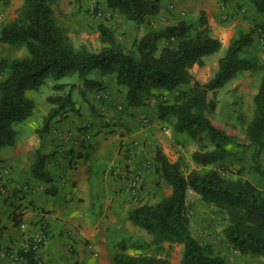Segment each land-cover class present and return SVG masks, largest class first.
Listing matches in <instances>:
<instances>
[{
	"label": "trees",
	"instance_id": "16d2710c",
	"mask_svg": "<svg viewBox=\"0 0 264 264\" xmlns=\"http://www.w3.org/2000/svg\"><path fill=\"white\" fill-rule=\"evenodd\" d=\"M56 0H23L21 9L11 22L0 29V41L12 47L24 46L26 54L1 62L7 68L0 80V149L16 143L14 123L29 117L35 107L29 91L37 89L46 79L55 81L77 75L84 86L96 88L100 79L88 78L97 71L101 76L113 75L118 86H124L125 102L136 107L145 104L156 90L173 92L171 99L155 103L158 116L173 113V127L191 137L206 133L213 140L227 137L223 128L212 119L216 99L208 92L215 91L234 78L239 71L255 68V62L241 57L240 52L252 42V32L239 30L231 38L224 53L218 58L217 68L205 82L196 80L189 68L203 63V56L221 48V41L210 32L207 18L200 11L195 21L179 20L149 28L130 47L123 46L112 30L100 23L102 46L91 50L82 44L75 47L64 29L56 22L53 5ZM255 10L264 16V0H251ZM108 8L116 10L139 26L160 10L159 0H106ZM167 40L166 44H159ZM264 71V60L260 64ZM63 84L55 83L58 88ZM185 84L187 88L179 89ZM84 91H81L83 93ZM101 97L100 99H102ZM99 99V100H100ZM51 104L35 128L41 137L48 132L55 118L62 115L68 105L74 108L70 91L49 94ZM255 111L245 130V143L252 146V158L264 176L259 155L264 149V74L253 97ZM231 154L220 142L206 150L196 149L191 159L198 165H208ZM156 170L171 186V192L154 203L133 206L128 218L153 236L155 241L178 242L182 254L178 262L148 254H128L123 250L112 256L114 264H228L215 253L212 245L201 243L191 232L185 212L187 190L196 192L205 203L221 208L227 214L224 229L228 243L242 254L259 255L264 259V193L247 179H229L215 169H192L184 174L177 161H171L160 145L154 147ZM35 178L51 183L52 178L44 166V154L37 149L31 168ZM50 185V184H49ZM54 193L50 185L44 188ZM23 256L33 259L28 249Z\"/></svg>",
	"mask_w": 264,
	"mask_h": 264
},
{
	"label": "rangeland",
	"instance_id": "374dc122",
	"mask_svg": "<svg viewBox=\"0 0 264 264\" xmlns=\"http://www.w3.org/2000/svg\"><path fill=\"white\" fill-rule=\"evenodd\" d=\"M22 2L23 0H0V29L3 25L11 22L15 17H17L21 9ZM8 5L13 6V10L15 12V17L11 20L5 19V12ZM220 5L222 10L220 17L223 21H226L228 17L231 16L227 11V2L224 1ZM237 6L238 7L234 9V13H240L244 19H249V17L252 19L249 20L247 27H234L231 38L239 30L252 32V42L244 48L239 55L241 57L252 59L255 62L256 67L253 69L239 71L234 78L225 82L223 86L219 87L215 91V93H212V91L208 92L209 98L216 99V108L213 112L212 119L215 124L218 127L223 128L227 134V137L224 140L217 141L229 150L231 154L224 159L217 160L216 162L205 166L198 165L193 162L191 159V153L194 150L211 149L215 147L217 141L213 140L206 133L197 137H191L185 132H177L173 127V123L176 119V116L173 113L166 114L164 118H160L158 116L155 103L159 100L171 99L172 95L178 89L173 92L156 90L153 94L147 97L144 105L136 106L142 107L144 110V112L138 115V118L136 119V128L143 129L144 127H149L154 124V127H156L157 130L168 134L170 144L168 154L166 155L169 160L177 161L179 163V167L184 174H187L192 169H215L219 171L222 176L229 179H247L264 193V176L259 172L252 158L253 147L244 144L246 126L253 117L255 111L253 97L264 74V71L260 67V64L264 60V16L255 10L251 0H246V3ZM188 11L189 9H183L180 11L179 15H175L176 17L174 18H167V22L162 24V19L156 21L153 19L154 17L150 16L145 22L137 26L120 12L108 8L106 0H56L53 5L55 20L64 29L73 45L78 47L84 44L91 50H98L102 46L98 31V25L100 23H103L112 30L115 39L120 44L130 47L135 38H139L151 27H159L160 25L162 26L167 23H174L179 20L195 21L199 16V10L192 9L191 12ZM211 31L212 30L210 29V32ZM211 34L215 36L213 32H211ZM167 42V40H163L159 44H166ZM26 53L27 52L24 46L12 47L11 45L0 41V64L4 60L20 57ZM223 53L224 49L220 48L213 53L204 55L203 63L193 64L189 68L190 73L195 78V76L201 72L202 79H195L201 83L205 82V80H208L214 73L218 58ZM6 72L7 68H2V66H0V80L5 76ZM96 73L98 72L94 70L90 72L87 77L96 78ZM105 77H110V80H113V82L107 87L113 88L117 85L114 81L113 75H104L103 78ZM84 82V79L78 77L77 75L65 76L57 81L48 78L37 89L29 91V95L34 99L35 107L29 117L21 122L14 123L13 126L16 130V140H21L34 132L36 133V126L41 124L43 116L51 106V104L46 100V97L49 94H64L70 91L71 97L74 101V108L67 105V108L63 111L62 115L68 113L73 114L74 116L77 114V116H80L81 113L85 118L88 117L86 119H91V117H93V111L97 108L94 102L99 101L97 94H99L100 91L96 88L85 87ZM55 83L65 84L61 87L55 88ZM119 87L124 91L126 89L124 86ZM183 88H187V85L182 84L179 86V89ZM81 91L84 92L81 93ZM58 117H56L55 120H57ZM92 124V122L88 121L86 124L82 125L84 127H73V130L84 131V138L89 140L92 137ZM109 132L112 133L115 131L112 130ZM131 140V144H126V147L123 149L122 155L124 163L122 167L118 166L111 169V175L119 179V175H116L114 172L121 171L119 170L121 168L122 171L131 170L130 172H140L138 187L133 191H125L130 193L134 206L145 202H157L162 196L169 194L171 186L161 178L156 170L154 148L153 151L150 152V155L145 156L143 165L135 166L133 164L135 162L134 158L136 156L135 150L137 146L142 145L146 149L147 145L144 146V143L146 142H141L139 139ZM157 144L158 143L155 145ZM129 147L133 149L131 156L126 153L127 148ZM10 148L11 146H4L0 149V152L3 150L7 151ZM259 159L261 162V168L264 169V149L261 151ZM145 173L153 175V181L159 188L152 193H147L149 198H145V195H143V197L140 196L141 182ZM6 181L8 182L6 183ZM9 181L8 171L6 175H4L2 171V174L0 175V195L4 194L1 191L2 188L6 189V191L11 189V191H14L15 193L18 191L17 188L19 187H8ZM36 186L37 187H34L35 189L44 190V185ZM28 187H30L29 184ZM28 187L23 188L22 186L20 192L26 191ZM185 212L189 219L192 234L201 243H208L212 245L215 253L222 256L228 264H264V259L261 256L242 254L228 243L224 234V229L227 225L228 219L227 214L221 208L203 202L196 192L188 190L185 198ZM127 219L129 220L128 216ZM21 223L23 222L19 221L18 228L25 231L26 224L24 223V227H21ZM131 224L135 226V229L128 232L130 236L121 237L124 239V242L114 245L115 252L123 250L126 253L133 255H156L158 257L168 258L173 262L180 260L182 254V245L180 243L155 241L153 236L146 230L133 222H131ZM39 228V232L43 230L44 234L46 233L47 226L45 223H42ZM43 243L44 242L41 243V247ZM83 246L85 247L83 248L84 252L88 255H92L94 262H97L99 254L93 243L85 241ZM66 250L70 253L69 255L73 256L69 264H86L84 260L80 261L77 259L78 251L72 245H67ZM113 254L114 253H112L110 249L105 258L106 261L101 262V264H114L112 261ZM35 263L42 264L41 251L40 263L36 260Z\"/></svg>",
	"mask_w": 264,
	"mask_h": 264
},
{
	"label": "crops",
	"instance_id": "0c3cea01",
	"mask_svg": "<svg viewBox=\"0 0 264 264\" xmlns=\"http://www.w3.org/2000/svg\"><path fill=\"white\" fill-rule=\"evenodd\" d=\"M224 1L231 15L226 21L220 17V4ZM243 3L246 0H159L160 10L152 17L156 21L162 19V24L167 22V18L179 15L183 9H189L188 12L198 9L205 13L211 32L220 39L221 49L225 51L234 27H247L252 19H244L240 13H234L237 5ZM14 17L13 6L8 5L5 19ZM96 74V78L102 81L96 89L106 91L108 95L94 102L97 108L91 119H86L88 117L81 113L80 116L61 115L41 137L34 132L16 140L6 152H0V175L2 171H8V187H19L16 193L8 189L0 195V264H36L23 254L30 248L32 237L39 232L42 223L47 226L40 249L42 264H69L73 256L66 250L67 245L78 251V260H84L86 264H101L106 261L110 249L115 253V244L124 242L121 237L130 236L128 232L135 229L127 219L134 202L120 179L111 175V169L122 167V152L126 144H131V139H139L146 142L144 146L147 145L146 149L142 145L137 146L135 166L143 165L145 156L150 155L156 143L168 154V134L157 130L154 124L136 128V119L144 112L143 108L128 106L125 91L118 85L107 87L113 80ZM201 77V72L195 76L196 79ZM88 121L93 123L89 140L84 138L81 130H77L75 141L67 137L74 131L73 127H84L82 125ZM112 130L115 132L110 133ZM37 149L44 154V166L52 178L51 183L33 175L31 168ZM49 184L55 190L53 194L34 188L36 185H44L45 188ZM24 185H27V190L20 192ZM140 189V196L145 195V198H149L147 193L159 189L152 174H144ZM19 221L26 224L25 231L18 228ZM85 241L96 247L99 254L97 262L84 252Z\"/></svg>",
	"mask_w": 264,
	"mask_h": 264
},
{
	"label": "built area",
	"instance_id": "2783aa9c",
	"mask_svg": "<svg viewBox=\"0 0 264 264\" xmlns=\"http://www.w3.org/2000/svg\"><path fill=\"white\" fill-rule=\"evenodd\" d=\"M108 95V93L106 91L104 92H100L99 94H97V98H101V97H106ZM77 136V130L75 131H71L67 134V137L69 138H72V140H76ZM132 147V146H131ZM129 147L127 148V151L126 153L131 156L132 153H133V149ZM131 170L129 171H115L114 173L116 175H119V179L121 180V182H123L124 184V188L125 190L129 191V190H135L138 185H139V181H140V172L138 171H132L130 172ZM4 175H6V172L4 173ZM8 181H6L7 183ZM22 187V186H21ZM20 187V189H21ZM27 185L23 186V188H26ZM13 189H16V188H13ZM18 189V188H17ZM19 190V189H18ZM191 190V189H189ZM2 193H6V189L2 188L1 189ZM188 191V190H187ZM21 227H24V223H21L20 224ZM46 234V233H45ZM45 234L43 232V230H41L38 234L34 235L32 237V240H31V244H30V249L32 250L33 252V258L40 263V248H41V243L43 242L44 238H45ZM24 250L26 251L27 248H24ZM16 255V254H15ZM15 257V256H14ZM17 257V255H16Z\"/></svg>",
	"mask_w": 264,
	"mask_h": 264
}]
</instances>
